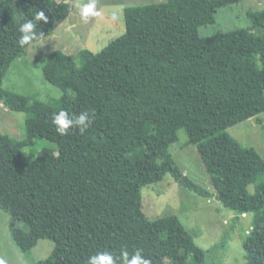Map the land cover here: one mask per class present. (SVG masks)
I'll return each instance as SVG.
<instances>
[{"label": "trees", "instance_id": "obj_1", "mask_svg": "<svg viewBox=\"0 0 264 264\" xmlns=\"http://www.w3.org/2000/svg\"><path fill=\"white\" fill-rule=\"evenodd\" d=\"M243 1L167 0L126 8L125 33L100 52L82 50L79 64L61 51L45 56V80L64 92L54 104L31 103L0 88V104L29 116L26 140L0 135V208L10 215L11 235L23 254L50 239L51 255L36 264H87L97 251L119 256L122 249H141L151 264L205 263V252L176 217L151 219L144 211L141 189L170 175L199 197L253 215L243 243L245 264H264V159L226 132L264 113V12L248 13L253 31L245 36L230 31L165 40L167 25H212L219 9ZM37 10L48 18L35 28L41 40L73 6L0 0V85L29 47L19 44V26ZM61 109L95 116L85 133L60 136L52 115ZM179 130L196 147L208 187L176 167L169 147ZM33 138L56 145L57 154L48 148L25 153ZM127 220L129 229L113 230ZM151 231L161 233L158 242L148 239Z\"/></svg>", "mask_w": 264, "mask_h": 264}, {"label": "rangeland", "instance_id": "obj_2", "mask_svg": "<svg viewBox=\"0 0 264 264\" xmlns=\"http://www.w3.org/2000/svg\"><path fill=\"white\" fill-rule=\"evenodd\" d=\"M57 1L70 3L73 6L71 14L57 26L53 35L34 42L21 57L14 60L0 85L2 90L27 98L31 103L54 104L64 95L63 91L50 85L44 78L43 67L48 53L61 51L79 64V52H100L125 33L126 8L159 4L167 0H99L98 6L104 9V15L91 18L88 23L80 19L74 7L75 0ZM249 12H264V0H245L221 8L212 25L197 28L194 22L169 24L165 40L208 38L230 31H238L245 36L253 31ZM28 121L27 114L10 111L0 104V135H7L18 142L26 140ZM226 132L242 147L254 149L264 159V113ZM176 140L169 147L176 167L195 184L208 187V176L202 161L196 147L188 144L185 130L177 131ZM42 148L53 150L55 154L58 152L56 145L46 140L39 141L38 138H33L32 146L25 148L24 152L37 154ZM248 191L253 194L255 186H248ZM141 197L144 211L151 219L176 217L179 220L194 243L205 252L206 261L203 264L246 263L243 243L251 232L253 215L240 216L224 208L216 199L199 197L175 183L170 175H166L161 182L143 187ZM9 224L10 215L0 208V260L4 264H36L49 258L54 249L52 240L42 239L36 247L23 254L15 244ZM130 227V221H119L114 223L113 230L119 232ZM19 228L29 230L24 224H20ZM160 236L159 231L147 233L151 242H158Z\"/></svg>", "mask_w": 264, "mask_h": 264}, {"label": "clouds", "instance_id": "obj_3", "mask_svg": "<svg viewBox=\"0 0 264 264\" xmlns=\"http://www.w3.org/2000/svg\"><path fill=\"white\" fill-rule=\"evenodd\" d=\"M98 5L99 0H75L74 2V7L78 10L80 19L84 23H88L91 18H98L104 15V9ZM41 22L47 23L48 18L43 10H37L32 20H25V22L20 24L19 32L22 35L20 36L19 44L21 47L25 45L32 46L34 42L40 39L37 38L35 28ZM94 116V112L90 114L87 111H83L76 114L61 109L52 115V124L60 136H67L74 129H78L83 134L92 124V117ZM0 264H4V261L0 260ZM87 264H151V260L145 258L141 249H136L133 254H130L127 249H122L119 256L104 250L97 251L95 255H91Z\"/></svg>", "mask_w": 264, "mask_h": 264}]
</instances>
